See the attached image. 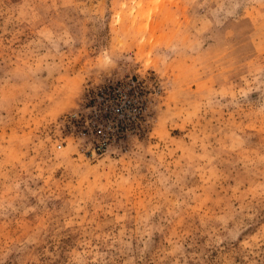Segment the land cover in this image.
I'll return each mask as SVG.
<instances>
[{"label":"rangeland","instance_id":"obj_1","mask_svg":"<svg viewBox=\"0 0 264 264\" xmlns=\"http://www.w3.org/2000/svg\"><path fill=\"white\" fill-rule=\"evenodd\" d=\"M0 264H264V0H0Z\"/></svg>","mask_w":264,"mask_h":264},{"label":"clouds","instance_id":"obj_2","mask_svg":"<svg viewBox=\"0 0 264 264\" xmlns=\"http://www.w3.org/2000/svg\"><path fill=\"white\" fill-rule=\"evenodd\" d=\"M236 7L239 8L241 7V5L237 4ZM196 46L199 47L200 43L197 42ZM170 52L171 56L178 60L182 58L191 57L192 55H194L195 49L187 42L181 40L180 42L174 43L171 46ZM112 67L113 65H109L105 70H108Z\"/></svg>","mask_w":264,"mask_h":264}]
</instances>
